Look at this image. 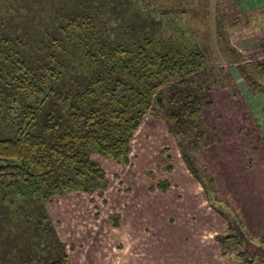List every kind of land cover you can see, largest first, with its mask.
I'll list each match as a JSON object with an SVG mask.
<instances>
[{
    "label": "rangeland",
    "instance_id": "obj_1",
    "mask_svg": "<svg viewBox=\"0 0 264 264\" xmlns=\"http://www.w3.org/2000/svg\"><path fill=\"white\" fill-rule=\"evenodd\" d=\"M70 1V13L87 8L102 28V15L117 11L115 41L125 45L153 36L169 49L201 51L204 66L186 76L185 91L199 99L202 114L174 121L169 100L181 89L175 83L164 85L157 96L168 108H157L158 118L143 119L126 164L89 153L105 172V189L59 196L50 182L0 186V264H52L63 256L67 264H243L239 252H251L254 246L220 241L240 233L264 254V235L253 236L237 215L240 207L255 206L249 199L264 197V93L253 92L241 73L242 68L264 87V77L254 67L264 58V0ZM57 10L55 17L66 13L63 7ZM45 26L57 34L55 19ZM37 37L42 38L40 32ZM61 57L73 65L65 51ZM90 67L82 63L75 68L71 78H64V87L76 92L94 73ZM46 116L39 117L37 131ZM209 179L217 190L215 200L206 191ZM162 180L169 182L167 193L150 190ZM226 197L237 203L231 205ZM259 208L258 203L255 213H261ZM261 208L264 212L263 204ZM185 213L200 214L196 223L203 234L217 233L211 239L217 245L203 246L200 261L192 247L179 249L180 242H173L178 233L186 234L179 227V215ZM217 214L227 227L222 219L213 220ZM167 217L171 241L163 235ZM250 259L264 264V257Z\"/></svg>",
    "mask_w": 264,
    "mask_h": 264
},
{
    "label": "trees",
    "instance_id": "obj_2",
    "mask_svg": "<svg viewBox=\"0 0 264 264\" xmlns=\"http://www.w3.org/2000/svg\"><path fill=\"white\" fill-rule=\"evenodd\" d=\"M1 6L0 186L50 182L59 196L105 189V172L89 153L126 164L131 141L143 119L147 115L158 118L157 108H168L157 96L164 85L175 83L181 89L169 100L174 121L201 116L199 99L185 91L186 76L204 66L201 51L169 49L153 36L125 45L115 41L120 21L117 11L102 15V28L87 8L70 13V0H0ZM58 7L65 8V15L55 17ZM53 19L55 36L45 26ZM39 32L42 38L37 37ZM63 51L72 66L63 57L58 59ZM81 62L91 65L94 73L72 92L62 82L67 76L71 78ZM255 66L264 77V59ZM241 73L253 92L264 93L262 85L253 83V76L242 68ZM46 113V123L37 131L39 117ZM165 159L168 164L164 171L169 175L171 160ZM208 185L206 191L212 192L215 200L217 190L210 179ZM150 190L165 194L169 182L158 181ZM220 241L238 247L254 246L251 252L244 248L239 252L243 264H252L250 258L264 257L262 249L242 233L224 236ZM64 257L52 264H67Z\"/></svg>",
    "mask_w": 264,
    "mask_h": 264
},
{
    "label": "crops",
    "instance_id": "obj_3",
    "mask_svg": "<svg viewBox=\"0 0 264 264\" xmlns=\"http://www.w3.org/2000/svg\"><path fill=\"white\" fill-rule=\"evenodd\" d=\"M255 126L258 127L259 124H256ZM250 169L251 168L249 167L248 170H250ZM255 169H258V168L255 167ZM263 185H264V181H263ZM263 188H264V186H263ZM251 196H253V195H251ZM225 199L231 205L237 203L236 200H234V199L227 198V197ZM256 199H257L256 202H255V197L249 199L250 201H247V202H254L255 203V206L253 205V207L249 208V210H248V208H246L244 210H241L244 207H242V208L240 207L239 208L240 212H237V215H238L239 219L243 222V224L246 225L245 228L247 230H249L250 233L253 236H255V237L260 236V238H261V235H264V212L262 211L263 206L261 208V204L264 205V197L259 196V197H256ZM238 202H239L238 204L240 205L244 201H238ZM258 203L260 204V208L258 210H260V212L263 213L262 218H261V213H259V212L255 213L256 205ZM198 204H200V202H198ZM242 205H244V203ZM179 214H182V213H179ZM210 214H215V213L212 212V211H210ZM179 216H180V219L182 220L181 223H179V227L180 226L183 227L185 229V231H186V234L181 235V233H178V237L176 238L177 240L174 239L173 242H175V243H176V241H177V243L180 242L177 245L179 249H184L185 247H188L189 249H191V247H192V250H193L192 252L194 254V257H196V252H198V254H199V261H200V259H201V254L200 253L202 252L203 246L206 245L210 249V248H212L211 247L212 245H214V246L217 245L215 242H213L211 240L212 237L214 235H216L217 233H211V232H210V234H209V232H208V234H207V232H204V234L202 233V228H200V225L198 223H196L200 219V214L185 213V214H183V216L182 215H179ZM218 219L219 220L222 219L220 217V215L217 214V215L213 216V220H215V222H217ZM184 220H190V221L188 222V221H184ZM169 221H170V219L167 217V226L168 227L165 230H163V235L165 237V240L171 241V238L169 236H167V233L170 231V229H169ZM221 221L224 222V224L226 226L225 220L222 219ZM196 225L198 227H196ZM226 227H225V229H226ZM187 237H190L191 239H187ZM173 242H172V244H175ZM170 244L171 243H169L168 245H165V248L167 246H170ZM165 248H164V252L166 250H168V248L167 249H165ZM214 251L216 252V249L215 248H214ZM168 256H169V254L165 255V257H164V260L165 261L167 260V257ZM216 260L217 259L215 258V261Z\"/></svg>",
    "mask_w": 264,
    "mask_h": 264
}]
</instances>
